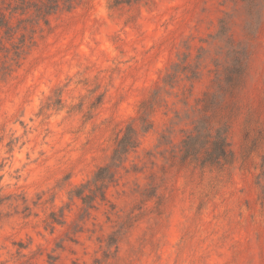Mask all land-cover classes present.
<instances>
[{
    "label": "clouds",
    "instance_id": "obj_1",
    "mask_svg": "<svg viewBox=\"0 0 264 264\" xmlns=\"http://www.w3.org/2000/svg\"><path fill=\"white\" fill-rule=\"evenodd\" d=\"M24 4L0 26V264H264V0ZM50 30L70 42L47 75Z\"/></svg>",
    "mask_w": 264,
    "mask_h": 264
},
{
    "label": "rangeland",
    "instance_id": "obj_2",
    "mask_svg": "<svg viewBox=\"0 0 264 264\" xmlns=\"http://www.w3.org/2000/svg\"><path fill=\"white\" fill-rule=\"evenodd\" d=\"M0 18L4 19V23H6V29L13 30L20 28L22 25H25L28 22V15H27V9L24 4V0H0ZM59 26H57L58 28ZM55 30H50L48 32L46 42L43 47L38 46V51L36 52V59L40 62L39 68L45 72L47 75H51L55 72V68L53 67V64L56 63V56L60 51L67 50L69 39L65 37L64 39H59L57 35H54L53 32ZM115 39V38H114ZM167 42L159 39V38H151L148 40L147 43L143 44V47L146 49L145 57H147V60L149 63H152L153 60H155V67L157 69L163 67V64L165 62V53L167 51ZM108 49L109 54H113V52H116L118 54H125L123 51V47H118L114 40H108L107 44L105 45ZM139 47V45H138ZM135 51V49H133ZM71 58V53L69 52L63 59L68 60ZM135 59V57H133ZM93 67H95V64H93ZM103 71H108L107 68H103ZM67 71L70 73L69 76H66L65 79L74 80L76 86H85L87 84L86 80L81 79H75L78 76H81V72L78 70V65H75L71 68H68ZM108 79H111V76L108 77ZM67 86V85H66ZM141 87H144L147 89L149 85L147 82H145L144 85ZM136 102V97L129 95L128 96V103L132 104ZM121 111L124 110V103L120 102ZM93 115L96 116L100 122L101 125H105L106 121H111L114 119L115 114L109 112L105 105L99 104L96 108L92 109ZM108 131L107 126H103L100 128V134L103 135ZM131 159V155H130ZM79 179L73 178V190L74 186L79 184ZM60 197L67 199L66 191L60 193ZM57 203H59V200H57ZM81 207L75 208L72 207L70 209L64 210V215L71 220L73 223L76 224H86L89 222V217H85L83 220L80 219V215L83 211V204L82 201L78 202ZM95 205H93L94 207ZM259 211V208L256 209ZM89 215L91 214V209L88 210ZM58 213L54 210L49 212L47 221L51 222L52 224H55L56 221L54 217Z\"/></svg>",
    "mask_w": 264,
    "mask_h": 264
},
{
    "label": "trees",
    "instance_id": "obj_3",
    "mask_svg": "<svg viewBox=\"0 0 264 264\" xmlns=\"http://www.w3.org/2000/svg\"><path fill=\"white\" fill-rule=\"evenodd\" d=\"M0 26L6 27V23H4V19L0 18Z\"/></svg>",
    "mask_w": 264,
    "mask_h": 264
}]
</instances>
